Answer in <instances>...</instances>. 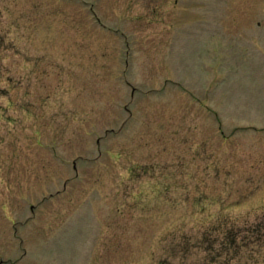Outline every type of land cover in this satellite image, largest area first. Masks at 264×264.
<instances>
[{"label":"rangeland","instance_id":"374dc122","mask_svg":"<svg viewBox=\"0 0 264 264\" xmlns=\"http://www.w3.org/2000/svg\"><path fill=\"white\" fill-rule=\"evenodd\" d=\"M0 264H264V0H0Z\"/></svg>","mask_w":264,"mask_h":264}]
</instances>
